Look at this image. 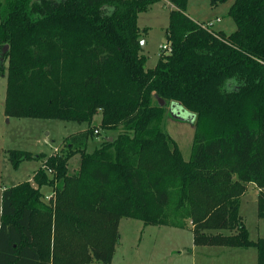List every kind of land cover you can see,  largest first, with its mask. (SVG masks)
<instances>
[{"label": "trees", "instance_id": "obj_1", "mask_svg": "<svg viewBox=\"0 0 264 264\" xmlns=\"http://www.w3.org/2000/svg\"><path fill=\"white\" fill-rule=\"evenodd\" d=\"M157 1L0 0L5 116L88 124L66 138V156L8 151L16 169L41 166L2 192L0 264H111L123 218L190 220L196 246L256 248L264 264V238L250 240L240 215L254 184L264 219V0H235L230 34L188 16V0H171V50L147 69L138 18ZM173 103L196 117L189 160L160 126ZM100 130L117 136L88 151ZM73 152L80 166L69 175Z\"/></svg>", "mask_w": 264, "mask_h": 264}, {"label": "rangeland", "instance_id": "obj_2", "mask_svg": "<svg viewBox=\"0 0 264 264\" xmlns=\"http://www.w3.org/2000/svg\"><path fill=\"white\" fill-rule=\"evenodd\" d=\"M235 0H227L212 7L210 0H188L186 13L197 22L220 19L213 30L230 34L236 29L234 20L228 15ZM171 0H159L149 10L140 14L138 26L145 34V46L142 54L146 56V68H154L167 44L166 30L169 14L174 8ZM7 74L0 78V219L1 198L5 188L31 180L40 168L41 161L25 160L16 169L9 161L8 151L24 150L35 154H60L66 156L70 150L65 147L66 138L84 131L87 123L55 119L8 118L4 113ZM101 115L92 121V127L99 126ZM196 117L180 105L173 103L160 121V126L178 144L183 157L189 160L193 145ZM264 133V123H262ZM117 132L99 131L87 144V150L99 146L105 137L112 139ZM68 163V174L76 175L80 166V154L73 152ZM52 177V173L47 171ZM41 200L46 206H53L54 191L51 186H42ZM258 189L249 184L241 198L240 215L249 232V238L257 241L264 238V219L259 218L257 209ZM193 224L186 221L183 228L173 226H147L142 221L123 218L119 224L120 244L115 250L111 264H257V249L230 248L226 246H196L193 240ZM210 233L232 234L229 231H211ZM94 264H99L92 262Z\"/></svg>", "mask_w": 264, "mask_h": 264}, {"label": "built area", "instance_id": "obj_3", "mask_svg": "<svg viewBox=\"0 0 264 264\" xmlns=\"http://www.w3.org/2000/svg\"><path fill=\"white\" fill-rule=\"evenodd\" d=\"M171 7H174V6H171ZM208 26H210V25L208 24ZM170 50H171V47H170L169 43L164 44L162 46V51L169 52ZM96 133H97V131H96ZM48 172L52 173L51 170H48Z\"/></svg>", "mask_w": 264, "mask_h": 264}, {"label": "crops", "instance_id": "obj_4", "mask_svg": "<svg viewBox=\"0 0 264 264\" xmlns=\"http://www.w3.org/2000/svg\"><path fill=\"white\" fill-rule=\"evenodd\" d=\"M139 17H140V15H139ZM139 19V18H138ZM194 20V19H193ZM221 20L220 19H218V20H216L215 22L214 21H211V22H208L209 23V27H211V28H213V26L215 25V23H217V22H220ZM140 27V26H139ZM219 31H222V29L221 30H219ZM224 32V31H223ZM224 33H226V32H224ZM232 33V32H231ZM227 34V33H226ZM247 188H248V186H247Z\"/></svg>", "mask_w": 264, "mask_h": 264}, {"label": "water", "instance_id": "obj_5", "mask_svg": "<svg viewBox=\"0 0 264 264\" xmlns=\"http://www.w3.org/2000/svg\"><path fill=\"white\" fill-rule=\"evenodd\" d=\"M145 40L144 39H142L141 41H140V46H141V48H143L144 46H145ZM6 49H7V47H6ZM161 103L162 104H164V102L163 101H161ZM110 141L112 140V139H109Z\"/></svg>", "mask_w": 264, "mask_h": 264}]
</instances>
